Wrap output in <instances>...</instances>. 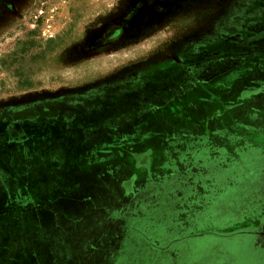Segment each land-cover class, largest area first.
<instances>
[{"label":"rangeland","instance_id":"rangeland-1","mask_svg":"<svg viewBox=\"0 0 264 264\" xmlns=\"http://www.w3.org/2000/svg\"><path fill=\"white\" fill-rule=\"evenodd\" d=\"M70 263L264 264V0H0V264Z\"/></svg>","mask_w":264,"mask_h":264},{"label":"crops","instance_id":"crops-1","mask_svg":"<svg viewBox=\"0 0 264 264\" xmlns=\"http://www.w3.org/2000/svg\"><path fill=\"white\" fill-rule=\"evenodd\" d=\"M56 248V247H55ZM70 264H72V263H70Z\"/></svg>","mask_w":264,"mask_h":264}]
</instances>
